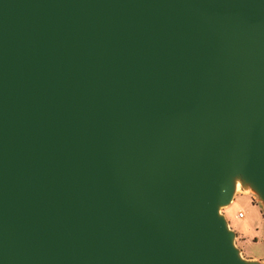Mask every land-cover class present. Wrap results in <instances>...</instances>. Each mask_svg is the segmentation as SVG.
Returning a JSON list of instances; mask_svg holds the SVG:
<instances>
[{
	"label": "water",
	"instance_id": "1",
	"mask_svg": "<svg viewBox=\"0 0 264 264\" xmlns=\"http://www.w3.org/2000/svg\"><path fill=\"white\" fill-rule=\"evenodd\" d=\"M264 0H0V264H264Z\"/></svg>",
	"mask_w": 264,
	"mask_h": 264
},
{
	"label": "rangeland",
	"instance_id": "2",
	"mask_svg": "<svg viewBox=\"0 0 264 264\" xmlns=\"http://www.w3.org/2000/svg\"><path fill=\"white\" fill-rule=\"evenodd\" d=\"M237 233V246L248 259L264 260V212L253 194H237L229 208L223 210ZM244 213L245 218H239Z\"/></svg>",
	"mask_w": 264,
	"mask_h": 264
},
{
	"label": "built area",
	"instance_id": "3",
	"mask_svg": "<svg viewBox=\"0 0 264 264\" xmlns=\"http://www.w3.org/2000/svg\"><path fill=\"white\" fill-rule=\"evenodd\" d=\"M239 218H241V219L245 218V214L244 213H240L239 214Z\"/></svg>",
	"mask_w": 264,
	"mask_h": 264
}]
</instances>
